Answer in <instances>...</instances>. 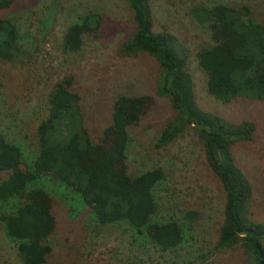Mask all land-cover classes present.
I'll list each match as a JSON object with an SVG mask.
<instances>
[{
	"label": "trees",
	"instance_id": "obj_1",
	"mask_svg": "<svg viewBox=\"0 0 264 264\" xmlns=\"http://www.w3.org/2000/svg\"><path fill=\"white\" fill-rule=\"evenodd\" d=\"M133 11L134 31L123 43L125 55L148 53L159 62L156 94L169 98L175 117L160 132L155 145L167 146L185 130H197L209 166L225 195L224 220L215 250L242 249L249 264H264V221L253 219L254 188L237 164L234 146L252 142L257 131L252 120L232 121L204 109L198 102L191 72L190 51L177 36L154 30L150 0H126ZM15 0H0V62L14 61L22 52L20 28L4 15ZM192 12L207 25L213 45L202 47L198 63L207 89L224 104L240 98L264 101V10L247 4L197 5ZM103 23L98 12L70 24L63 38L67 53L80 52L88 37H98ZM76 77L66 75L50 92L48 113L36 129L39 150L32 160L21 145L0 129V224L16 242L22 264H46L52 254L51 237L58 228L51 193L41 184L55 178L79 194L94 219L104 225L128 223L147 234L162 250L185 240L177 219L152 222L157 211L156 186L166 176L162 167L133 175L129 167L131 128L139 125L155 102L152 95H120L112 117L98 140L84 124L82 97L74 89ZM3 84L0 80V95ZM187 218L197 217L190 212Z\"/></svg>",
	"mask_w": 264,
	"mask_h": 264
},
{
	"label": "rangeland",
	"instance_id": "obj_2",
	"mask_svg": "<svg viewBox=\"0 0 264 264\" xmlns=\"http://www.w3.org/2000/svg\"><path fill=\"white\" fill-rule=\"evenodd\" d=\"M154 30L173 32L190 51V69L199 104L232 121L252 120L257 131L252 142L234 146L237 164L254 188L253 219L264 221V101L240 98L224 104L207 89V77L197 53L214 44L207 25L192 9L216 3L247 4L264 10V0H150ZM102 15L98 37H88L80 52L67 53L63 38L70 24L90 13ZM18 24L23 40L21 54L0 62V129L22 146L32 160L39 150L36 129L47 116L54 85L66 75L76 77L84 124L98 140L112 117L120 95H152L155 102L139 125L131 128L128 151L130 171L137 175L162 167L166 176L155 188L157 211L152 222L172 218L181 222L185 240L162 250L147 234L128 223L101 224L78 193L55 178L41 184L51 193L58 228L51 237L52 254L46 264H249L242 249L217 252L215 245L224 220L225 195L209 166L202 140L189 127L163 148L155 145L163 128L175 117L169 98L156 94L158 60L148 53L125 55L123 43L134 31L133 11L126 0H15L4 12ZM3 174L0 173V179ZM195 212L197 217L187 218ZM94 215V214H93ZM16 242L0 224V264H22Z\"/></svg>",
	"mask_w": 264,
	"mask_h": 264
}]
</instances>
